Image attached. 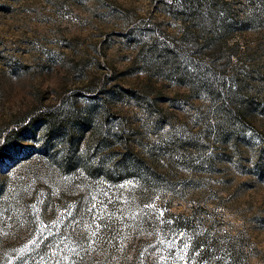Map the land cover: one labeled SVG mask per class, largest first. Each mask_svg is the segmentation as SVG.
<instances>
[{"label": "rangeland", "instance_id": "1", "mask_svg": "<svg viewBox=\"0 0 264 264\" xmlns=\"http://www.w3.org/2000/svg\"><path fill=\"white\" fill-rule=\"evenodd\" d=\"M237 3L246 54L210 56L155 0H0V264H208L194 226L264 264V21Z\"/></svg>", "mask_w": 264, "mask_h": 264}, {"label": "trees", "instance_id": "2", "mask_svg": "<svg viewBox=\"0 0 264 264\" xmlns=\"http://www.w3.org/2000/svg\"><path fill=\"white\" fill-rule=\"evenodd\" d=\"M155 1L160 2L172 18L182 23V38L189 42L199 43L201 51H206L210 56L221 54L225 49L235 54L236 46L229 47L227 39L232 27H237L244 21L232 14L233 7L238 4V0ZM247 8L249 13L244 18L246 17L248 22L264 21V0H248ZM240 52L246 54L243 49L237 50L236 54ZM88 124L89 120L85 119L78 125L84 128ZM188 229L194 240L190 253L198 251L201 256L211 258L208 264H251L245 258L240 244L225 245L222 241L210 242L207 230L202 231L199 226L188 227Z\"/></svg>", "mask_w": 264, "mask_h": 264}]
</instances>
